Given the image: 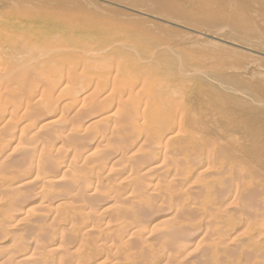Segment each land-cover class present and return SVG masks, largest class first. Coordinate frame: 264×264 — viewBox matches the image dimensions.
I'll return each mask as SVG.
<instances>
[{
  "label": "bare ground",
  "instance_id": "obj_1",
  "mask_svg": "<svg viewBox=\"0 0 264 264\" xmlns=\"http://www.w3.org/2000/svg\"><path fill=\"white\" fill-rule=\"evenodd\" d=\"M235 18L207 22L225 29L228 23L240 26ZM117 21L76 0H0V240L10 243L3 249L0 241V264H155L165 258L180 264L186 248L180 244V253L173 254L177 245L168 249L165 238L183 235L184 226L181 233L161 226L180 218L178 206L179 213H171L175 219L162 218L148 232L142 223L144 210L169 200L173 207L178 197L187 214L206 212L214 199L210 205L215 201L221 213L215 215L223 214L224 221L215 225L211 241L217 243L231 226L226 217L229 206L238 204L235 195L230 205L225 188L222 199L214 198L222 192L218 186L228 162L214 173L206 168L217 178L205 179L204 161L217 149L206 145L208 138H201L204 132L184 105V91L197 90L206 74L204 54ZM249 42L264 48L259 39ZM192 176L202 187L199 194ZM20 178H26L23 185L39 184L29 203L17 190L23 185L13 189ZM241 184L232 192L240 193ZM165 205H159V214ZM17 212L22 217L13 219ZM212 221L205 222L210 227L218 222ZM255 221L248 226L252 233L264 222ZM159 226L163 236L148 244ZM75 242L77 248L70 249ZM135 257L141 262L134 263Z\"/></svg>",
  "mask_w": 264,
  "mask_h": 264
},
{
  "label": "rangeland",
  "instance_id": "obj_2",
  "mask_svg": "<svg viewBox=\"0 0 264 264\" xmlns=\"http://www.w3.org/2000/svg\"><path fill=\"white\" fill-rule=\"evenodd\" d=\"M76 1H79L89 11L98 12L104 16L111 17L115 21L118 20L117 22L126 23L130 25L135 24L136 26L144 27L147 31L151 33L171 39L172 42L176 44L178 43L177 45H180L181 48L186 46L189 48L191 47L193 50L196 49L195 51L204 54L205 60L208 63H206L205 66L201 69L204 73L206 72L205 75L199 78V83L201 84V86H199L197 90L188 89L187 91H184V94L187 98V101L184 105L190 106L192 110V118H195L197 120L196 125H198L201 128L202 132H204L202 133L204 136L202 135L201 138H208L207 141L209 140V143L206 142V145H214L213 147L217 149L215 150L216 154H213L216 155L215 157L217 158L211 156L209 157V159H206V162L204 161L205 165L203 167H199L205 168V179H209V176L211 175L214 178V171H217V169L220 167V165L222 166L223 163L228 162L226 163V165L229 166L228 168L230 169L227 168L228 171H226L225 175L222 178L223 184L221 183L222 185L220 184L221 186H218V189L219 187L220 189L223 187L222 192L215 188L218 192L215 190L217 194L213 195H215L214 198L218 197L219 199H222V197L225 196V194H223L224 196L222 195V193L224 192L223 190L225 188V193H227V191L229 192V195L227 194L228 197L231 195L228 198L230 200H228V203L230 202L229 205L234 201L238 203L231 204L229 206V208L231 209L227 210L226 219L227 221H230L231 226L229 229L227 228L224 230V233H226V235L224 236L223 234L221 240H218L217 243H215V241L213 240L211 241L210 238H212V235L215 234H212L213 231L216 229L215 225H217L216 227L219 228L221 222L224 221V219L222 218L223 214L221 216L217 215L221 213H219V209L217 211L218 206L214 204L215 201L212 205H210L214 199L210 198L211 202H208L209 208L206 209L207 213L205 212V210L200 209L199 212H196L198 213L197 215L196 213L194 214V212L192 214H187L185 210H183L186 208L180 206V197H178L179 203H174L176 207H170L171 205H169V200L167 201L168 204L166 202V205L164 203H157V208L156 206H154L153 208L147 210L149 211V213H152V210H154L153 215H151V213H148V220L145 218V216L147 215V211L146 213L145 210L143 211L144 214L142 215V223L147 229L146 232L149 231V228L152 227V224L156 221H160V219L162 218H170V216H172V212L175 213L174 215L176 216L177 212L179 213L180 211L181 216L178 215L180 218L176 217L175 219L172 216V218H174L175 220H173L172 218V221L169 220L174 224H168L167 221L165 225H161L162 228L166 230L169 229L170 231L172 229L175 231L178 230L181 225V228L183 229L184 226L183 235L180 230L181 228L178 230V232L181 233H178L181 235H179L180 238L175 237V233H170L167 236L169 239L167 237L165 238V240L169 242H167L168 249L173 247L172 244L177 245L174 246L176 253L173 252V254L180 253L178 250H176L180 244V247L183 246V248H186L187 251L186 253H184L186 256L184 254H180L182 255V257L185 256L186 260L182 261L180 264H214L215 261H217V257L220 264H263L264 233L262 232L264 231V225L262 224L264 223V48H260L255 43L249 42V39H259L262 43H264V0ZM6 3H8L7 6H10L13 2L9 1ZM16 9L20 8L17 7ZM225 15L236 16V22L239 23L242 28L239 25L236 27L233 24L228 23V21H226V23L229 24L228 28L226 27L225 29L209 27L207 19H212L217 16ZM243 32V38H241V34ZM246 47L249 49V51ZM212 58L214 59V61ZM213 147L212 149H214ZM210 159H212L211 163ZM229 162H232V164L234 162V164L236 165H232ZM209 163L212 165H210ZM229 164L231 165V167L233 166L234 169L231 168ZM238 165H244V169H242V167H239ZM209 166H211L210 170L213 171L212 174L209 173L210 175H208V171L210 170L206 169ZM193 177L194 176H192L191 179ZM152 178H155V176H152L151 179ZM215 178H217L216 175ZM194 180L196 179H192V182L195 183V188L193 189V191L194 193L196 192V194H199L201 192L202 187L198 183H196L197 180ZM189 181L191 180L189 179ZM198 181L200 182L201 179ZM24 182H26V178H20L13 185V189L15 188V185L20 186L23 185ZM239 182H241L242 184L241 191L240 193H238V195L236 192H232V188L234 187V184H238ZM165 183L166 182L162 183L161 185H167V183ZM38 185V183H30L20 186L17 189L19 192L23 193L25 202L27 201L26 203L30 202L28 201V199H33L30 196L37 189ZM163 189L164 186L161 188V190ZM219 192H221V198L218 196ZM174 194L179 195V193H177V190ZM233 195H235V198H237V200L234 198ZM236 195L238 196L236 197ZM163 197L165 198V196ZM218 198H216L215 200H217ZM232 198H234V201ZM210 199L207 200L210 201ZM160 204L161 209H163L162 205L166 206V211L164 212L163 210H161L163 211L161 212V214L157 212L159 211L158 207L160 208ZM167 206L171 208V212L169 211V208ZM177 206L179 211H177ZM214 207L216 208V210L212 209ZM221 207L222 205L219 206V208ZM172 208L173 210L174 208H176V210L173 211ZM222 208L220 210H223ZM209 209H212L214 213L212 210ZM208 211H212L213 214H209L211 212ZM202 212H205L204 214L206 215L204 216ZM215 212H217V218H214V216H216ZM18 213L20 212H17V214L14 213L13 219H20L22 217ZM201 214H203V216ZM165 215H167V217ZM209 215L210 217L212 216L210 219ZM190 219H192L194 222L191 223L192 220ZM213 219L214 221L218 222H214L215 224L213 223L211 227L208 226L207 220L212 221ZM252 220H259L257 221L258 223L255 221L258 225L263 222L261 224L262 226L259 225L261 229L259 227H254L255 234L252 233V229L248 227L249 223ZM212 222H209V224H211ZM172 225H174L175 229L172 228ZM161 226L156 228L157 230L154 231V234L150 240L151 243L148 242V244H155L159 242V239L161 238L160 236H163L164 234L163 231L161 232L163 233L162 235L160 234V232H158L162 229ZM175 226L177 227V229ZM207 226L209 227V229L207 228ZM194 228L196 230V233H194ZM230 229L232 231H228ZM260 230L262 232H260L259 234L258 232ZM17 231L18 230L15 229V232ZM17 234H24V236L27 235L24 232H21L20 234L18 232ZM171 234L173 235L172 238L170 237ZM210 235L212 237H210ZM207 237L210 239V241H208ZM0 238H2V236ZM256 239H258L259 242ZM224 240L226 241V243ZM233 240L235 241L234 243L231 242ZM0 241L1 246L3 245L4 247L3 249L6 248V245L10 244L7 238L1 239ZM190 242L191 246L189 245ZM253 242L256 244H254ZM251 243H253L255 247H253V244ZM77 244L78 242H75L74 245H70V249L75 250V248H77ZM256 246L259 249H257V251L255 249ZM29 249L31 250L33 249V247H30ZM31 251H29L28 253L31 254ZM211 251L214 253V255H212L213 253ZM112 252H110L111 256L114 254V252ZM193 252H195V254ZM204 254L208 255V258L211 254L210 257L213 258L209 259H211L212 261L206 259L207 257L204 256ZM45 257L48 258L49 254H46ZM110 261H113V258H111ZM126 262L127 261H123L122 263ZM139 262H141V259L135 257L134 263ZM170 262L171 260L165 258L155 264H170ZM145 263L149 264V261Z\"/></svg>",
  "mask_w": 264,
  "mask_h": 264
}]
</instances>
